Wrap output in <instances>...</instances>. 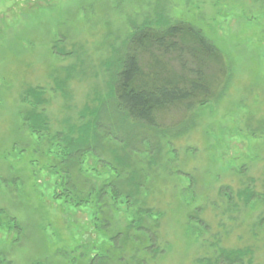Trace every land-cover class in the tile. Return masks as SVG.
Returning <instances> with one entry per match:
<instances>
[{
    "label": "rangeland",
    "instance_id": "374dc122",
    "mask_svg": "<svg viewBox=\"0 0 264 264\" xmlns=\"http://www.w3.org/2000/svg\"><path fill=\"white\" fill-rule=\"evenodd\" d=\"M176 22L224 55L232 77L223 99L162 141L154 167L133 156L148 175L137 205L95 203L90 191L115 178L105 164L120 153L104 142L76 179L89 204L56 199V134L76 136L90 120L105 65L133 28ZM246 191L257 199L245 204ZM133 223L155 242L137 228L125 238ZM225 253L264 264V0H0V264H227Z\"/></svg>",
    "mask_w": 264,
    "mask_h": 264
},
{
    "label": "trees",
    "instance_id": "16d2710c",
    "mask_svg": "<svg viewBox=\"0 0 264 264\" xmlns=\"http://www.w3.org/2000/svg\"><path fill=\"white\" fill-rule=\"evenodd\" d=\"M105 69L108 77L105 96L88 112L90 120L78 127L76 136L56 134L64 147L61 160L53 168L59 181L55 182V196L74 208L89 204L90 196L76 184L84 158L88 154L100 158L105 144L109 148L114 145V150L119 149L120 153H113L112 161L105 164L115 178L100 189H91L95 203L99 205L109 197L114 204L124 201L127 208L137 205L148 175L133 168V156L147 154V167H154L163 149L162 141L180 138L193 129L194 113L218 104L232 77L230 66L216 45L199 29L184 22L133 28ZM30 96L33 92L25 94V103H30ZM30 116L26 121L35 126L40 116L35 113ZM246 192L240 195L245 204L257 199L255 194ZM220 193L230 194L227 189ZM140 210L136 216L151 215ZM11 224L17 229L14 220ZM136 228L141 229L136 233L148 235V242H155V236L136 223L124 231V237L128 238L130 230ZM241 256L225 253L219 258L223 263L240 264ZM98 258L90 264H95Z\"/></svg>",
    "mask_w": 264,
    "mask_h": 264
}]
</instances>
